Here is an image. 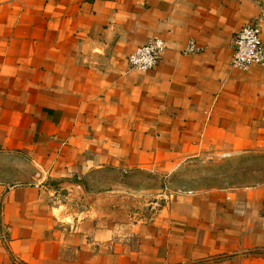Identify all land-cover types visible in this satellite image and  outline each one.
<instances>
[{
	"label": "crops",
	"instance_id": "crops-1",
	"mask_svg": "<svg viewBox=\"0 0 264 264\" xmlns=\"http://www.w3.org/2000/svg\"><path fill=\"white\" fill-rule=\"evenodd\" d=\"M257 19L264 46V0H0V264H264V183H177L264 151V66H231Z\"/></svg>",
	"mask_w": 264,
	"mask_h": 264
},
{
	"label": "built area",
	"instance_id": "built-area-1",
	"mask_svg": "<svg viewBox=\"0 0 264 264\" xmlns=\"http://www.w3.org/2000/svg\"><path fill=\"white\" fill-rule=\"evenodd\" d=\"M261 21L259 19L245 23L236 32L233 39V55L231 66L238 70H246L249 66H264V46L261 37ZM162 41L152 40L137 48L127 57V63L132 70L147 72L155 68L165 52ZM197 51L193 42H188L183 54H193Z\"/></svg>",
	"mask_w": 264,
	"mask_h": 264
},
{
	"label": "rangeland",
	"instance_id": "rangeland-1",
	"mask_svg": "<svg viewBox=\"0 0 264 264\" xmlns=\"http://www.w3.org/2000/svg\"><path fill=\"white\" fill-rule=\"evenodd\" d=\"M2 160V159H1ZM1 164H3L0 161ZM177 183L195 189L212 186H252L264 183V151L230 158L213 165H200Z\"/></svg>",
	"mask_w": 264,
	"mask_h": 264
}]
</instances>
